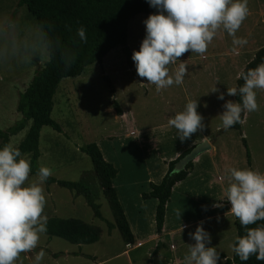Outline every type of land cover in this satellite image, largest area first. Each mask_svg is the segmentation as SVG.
I'll return each mask as SVG.
<instances>
[{"label":"rangeland","instance_id":"1","mask_svg":"<svg viewBox=\"0 0 264 264\" xmlns=\"http://www.w3.org/2000/svg\"><path fill=\"white\" fill-rule=\"evenodd\" d=\"M18 3L19 0H0V42L6 45L4 51L9 54L6 40L9 33H17V39L42 37L34 16ZM247 7L248 14L235 33L246 38L247 44L233 53L232 37L218 30L204 54L185 52L176 64L168 65L171 75L180 61L185 63L186 74L180 85L156 92L154 85L137 75L134 62L121 46L112 50L102 64L88 66L82 76L61 82L54 97L52 118L63 132L49 126L42 129L41 156L36 167L47 166L52 172L49 177L63 181L79 182L87 177L103 219L94 216L83 196L57 184L47 185L45 181L41 185L45 195L43 215L47 221L72 219L96 226L101 237L95 244L75 245L41 233L36 248L21 253L14 264H33V253L40 250L45 253L40 264H184L188 245L194 243L190 233L200 222L211 237L208 246L232 258L237 217L231 213V205L222 192L229 183L227 170L249 168L264 173V89L255 90L258 110L244 113L240 131L221 127L218 116L226 100L236 101L226 94V89L237 88L238 74L264 48V0H248ZM148 16L140 14L130 22L127 46L131 53L139 50L145 36L142 22ZM48 61L49 54L0 61V130L22 121L23 116L17 110L20 95ZM213 87L218 92H211ZM219 93L225 94L224 100L217 99ZM112 99L119 104L121 116ZM190 99H197V111L205 128L182 141L177 130L168 125V119L182 111ZM30 126L31 122L11 137L10 144L18 148ZM204 142L212 148L192 163L187 179L174 187L164 228L159 232L155 219L158 201L145 199L143 195L151 191V183L162 182L171 162ZM92 143L118 170L114 186L135 237L133 245H126L117 228L108 231L107 224L115 223L113 213L91 159L81 151ZM23 156L31 161L29 154ZM36 176L29 172L25 183ZM224 263L223 259L218 261Z\"/></svg>","mask_w":264,"mask_h":264},{"label":"clouds","instance_id":"2","mask_svg":"<svg viewBox=\"0 0 264 264\" xmlns=\"http://www.w3.org/2000/svg\"><path fill=\"white\" fill-rule=\"evenodd\" d=\"M154 14L143 20L145 36L139 50H133L131 60L136 73L145 78L147 84L155 86V91L180 85L186 74V65L180 61L170 75V64L185 52L204 54L218 30L232 37L231 51L236 53L247 44V39L235 33L248 14V0H146ZM10 24L14 22L9 21ZM85 41L83 26L76 33ZM17 33L6 37V45L0 42V61L9 57L30 59L33 56L48 55V44L43 37L17 39ZM243 84L238 88H227L228 96H239V101L226 100L223 111L218 116L221 127L229 129L242 122V113L258 110L256 89H264V59L246 72H240ZM211 92H218L213 87ZM224 93L217 95L224 100ZM197 99H190L184 109L168 119V125L177 130L180 140L189 138L205 128L203 117L197 111ZM30 161L12 144L0 146V264H14L21 253L36 248L39 236L46 231L47 218L43 215L45 195L41 185L52 174L47 166H40L36 179L25 183L29 177ZM229 183L222 188L226 201L231 205V213L242 226L264 220V173L249 168H229ZM222 201V200H219ZM222 207V204H214ZM219 219V217L217 218ZM246 234L237 237L233 251L241 261L250 255L264 260V226L246 228ZM193 244L188 245L184 264H218L220 253L211 244V237L197 224L190 233ZM45 256L43 250L33 253V264H40Z\"/></svg>","mask_w":264,"mask_h":264},{"label":"trees","instance_id":"3","mask_svg":"<svg viewBox=\"0 0 264 264\" xmlns=\"http://www.w3.org/2000/svg\"><path fill=\"white\" fill-rule=\"evenodd\" d=\"M18 6H26L29 13L34 16L42 37L48 44L49 61L36 72L27 90L20 95L17 110L23 116L22 121L5 131L0 130V140L3 145L9 144L11 137L18 135L31 122L28 133L18 149L22 155L31 156L30 172L37 174L39 168L36 164L41 156L39 146L42 129L49 126L59 133L63 132L61 126L52 118L54 97L61 82L67 78L82 76L90 65L102 64L106 56L118 46H121L131 58L132 53L127 46L131 20L140 14H154L156 9L151 8L146 0H19ZM81 26L85 29V41H81L76 34ZM262 59L264 48L257 52L243 72L255 68ZM243 82L242 78H238L237 88ZM108 85L111 88L109 80ZM114 93L111 88V97H114ZM235 99L238 102L239 96ZM112 104L117 114L121 116L123 113L119 104L113 99ZM243 120L244 113L242 122ZM242 122L234 124L232 128L240 131ZM244 144L246 146L245 141ZM81 151L91 159L96 179L113 213L115 223L107 224L109 233L117 228L126 245H133L135 237L114 186L118 170L106 161L97 144H89L81 148ZM190 151H186L171 162L162 182L158 185L151 183V191L143 195L145 199L158 201L155 219L159 232L164 228L167 205L173 189L187 179L189 174L187 170L192 167L193 162L186 170L177 174L173 173L175 164ZM247 156L250 158L248 150ZM45 182L47 185L57 184L77 196H83L93 210L94 216L103 219L100 206L95 202L92 184L87 177L79 182L48 177ZM235 225L237 237H242L246 234V228L264 226V220L242 226L237 218ZM44 233L50 238L59 237L75 245L95 244L101 237V231L96 226L78 220L59 218L48 220ZM217 252L220 253V259L225 260L224 264H264V260H257L255 255H250L247 261H241L234 251L232 258H227L218 250Z\"/></svg>","mask_w":264,"mask_h":264},{"label":"water","instance_id":"4","mask_svg":"<svg viewBox=\"0 0 264 264\" xmlns=\"http://www.w3.org/2000/svg\"><path fill=\"white\" fill-rule=\"evenodd\" d=\"M210 149L211 145L208 142L198 144L175 164L173 173L177 174L186 170L190 163L194 162L202 153H205Z\"/></svg>","mask_w":264,"mask_h":264},{"label":"crops","instance_id":"5","mask_svg":"<svg viewBox=\"0 0 264 264\" xmlns=\"http://www.w3.org/2000/svg\"><path fill=\"white\" fill-rule=\"evenodd\" d=\"M211 148H212V146H211ZM178 156H179V155H178ZM178 184H179V183H178ZM178 184H177L176 186H178ZM176 186H175V187H176ZM173 190H174V189H173Z\"/></svg>","mask_w":264,"mask_h":264}]
</instances>
